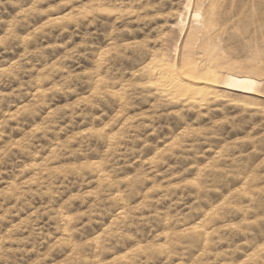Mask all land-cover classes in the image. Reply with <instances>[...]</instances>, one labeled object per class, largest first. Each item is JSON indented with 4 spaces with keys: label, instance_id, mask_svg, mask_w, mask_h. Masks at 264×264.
<instances>
[{
    "label": "rangeland",
    "instance_id": "obj_1",
    "mask_svg": "<svg viewBox=\"0 0 264 264\" xmlns=\"http://www.w3.org/2000/svg\"><path fill=\"white\" fill-rule=\"evenodd\" d=\"M201 1L190 57L188 0H0V264H264V101L154 76L264 80V0Z\"/></svg>",
    "mask_w": 264,
    "mask_h": 264
},
{
    "label": "bare ground",
    "instance_id": "obj_2",
    "mask_svg": "<svg viewBox=\"0 0 264 264\" xmlns=\"http://www.w3.org/2000/svg\"><path fill=\"white\" fill-rule=\"evenodd\" d=\"M202 7L203 2L201 0H188L186 12H183V15L181 14L179 40H181L183 44L182 50H184L186 54H189L190 57L194 54L193 47L198 41L197 32L199 29L201 30L204 24ZM169 63H171V61ZM196 66L195 62L189 63L184 71L166 65L165 63L157 66L154 70V76H156L157 79V87L170 95L179 97L185 94V89L182 88L184 85L182 86L181 82H186L188 86H206L213 90H224L227 94L248 95L264 101V80H259L252 76H237L232 73L214 74L210 77L209 74L208 77H205L201 75V72ZM200 89H204V87ZM189 98L192 99L191 97Z\"/></svg>",
    "mask_w": 264,
    "mask_h": 264
}]
</instances>
